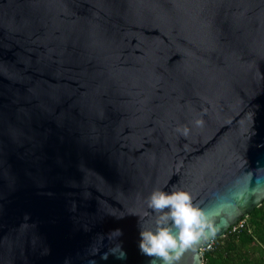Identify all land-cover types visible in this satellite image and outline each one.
<instances>
[{"label": "water", "instance_id": "water-1", "mask_svg": "<svg viewBox=\"0 0 264 264\" xmlns=\"http://www.w3.org/2000/svg\"><path fill=\"white\" fill-rule=\"evenodd\" d=\"M173 186L177 264L264 202V0H0V264H151Z\"/></svg>", "mask_w": 264, "mask_h": 264}, {"label": "clouds", "instance_id": "clouds-1", "mask_svg": "<svg viewBox=\"0 0 264 264\" xmlns=\"http://www.w3.org/2000/svg\"><path fill=\"white\" fill-rule=\"evenodd\" d=\"M197 126H202L203 121L197 120ZM187 136L189 129H178ZM171 192L155 190L148 198V207L156 214L155 229L140 228L139 248L142 254L154 259L151 264H156L159 258L163 264H177L181 250L187 248L192 241L205 228V214L193 204L192 195L184 190ZM117 236H122L121 229L113 230ZM112 254L116 252L112 250ZM105 253L104 259H107ZM118 259H125L126 253L119 246Z\"/></svg>", "mask_w": 264, "mask_h": 264}, {"label": "trees", "instance_id": "trees-1", "mask_svg": "<svg viewBox=\"0 0 264 264\" xmlns=\"http://www.w3.org/2000/svg\"><path fill=\"white\" fill-rule=\"evenodd\" d=\"M241 220L243 227L201 251L203 264H264V202Z\"/></svg>", "mask_w": 264, "mask_h": 264}, {"label": "built area", "instance_id": "built-area-1", "mask_svg": "<svg viewBox=\"0 0 264 264\" xmlns=\"http://www.w3.org/2000/svg\"><path fill=\"white\" fill-rule=\"evenodd\" d=\"M243 225H244V220H239L237 223H235L234 225H232V226L230 227V228H231V231H237V230H239L241 227H243ZM210 245H211V243H210L209 245L203 247L202 250L205 249V248H210ZM202 250H201V251H202Z\"/></svg>", "mask_w": 264, "mask_h": 264}]
</instances>
